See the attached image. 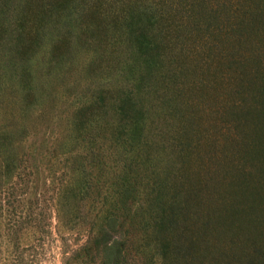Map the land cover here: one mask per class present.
Returning a JSON list of instances; mask_svg holds the SVG:
<instances>
[{"label":"rangeland","instance_id":"rangeland-1","mask_svg":"<svg viewBox=\"0 0 264 264\" xmlns=\"http://www.w3.org/2000/svg\"><path fill=\"white\" fill-rule=\"evenodd\" d=\"M23 1L0 0V264H102L105 215L124 264H264V0L158 22L168 74L138 83L126 0Z\"/></svg>","mask_w":264,"mask_h":264},{"label":"trees","instance_id":"trees-1","mask_svg":"<svg viewBox=\"0 0 264 264\" xmlns=\"http://www.w3.org/2000/svg\"><path fill=\"white\" fill-rule=\"evenodd\" d=\"M23 2L26 4V0ZM107 3L104 0H29L28 6L31 7L32 5V8L39 13L40 17L45 15L49 16L50 14H54L55 11H63L67 14L76 11L79 14L90 13L100 16L103 13L105 15L109 13L115 14L119 12L116 10H122L117 7L116 3L111 7L112 10H109L105 6ZM156 3L160 4L158 14H153L152 12L147 13V9L138 0H126L124 4L126 9L122 12L124 19H126L125 23L131 29L130 31L135 42V51L141 57L140 65L142 66V70L135 78L137 83L147 74H160L162 77L168 74L167 70H163L159 66L161 60L160 50L157 49L156 43H153L155 41L148 35L150 31L154 30L153 26L159 22L160 25L155 29L158 32L165 26L178 29L179 27H185L186 24L190 25V19L195 18L192 23L195 26L193 28H197L200 24L209 27L215 18L208 15V12L216 8L218 1L158 0ZM200 12H204L206 17L202 21L197 22V14ZM160 18H162V22H160ZM117 104L119 110H125L123 102H118ZM132 124L128 133L130 140L135 138L140 130L135 122ZM103 220L99 238L97 239L100 245L102 264H124L121 257V245L116 238L110 236V233L118 225V217L116 215H105Z\"/></svg>","mask_w":264,"mask_h":264}]
</instances>
